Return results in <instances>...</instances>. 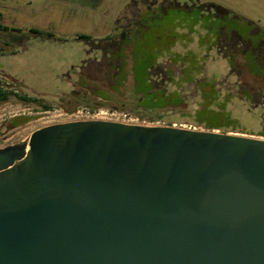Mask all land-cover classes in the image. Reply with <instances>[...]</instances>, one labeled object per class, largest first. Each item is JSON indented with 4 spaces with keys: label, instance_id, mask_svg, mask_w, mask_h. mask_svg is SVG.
<instances>
[{
    "label": "water",
    "instance_id": "obj_1",
    "mask_svg": "<svg viewBox=\"0 0 264 264\" xmlns=\"http://www.w3.org/2000/svg\"><path fill=\"white\" fill-rule=\"evenodd\" d=\"M0 264H264V139L40 127L0 148Z\"/></svg>",
    "mask_w": 264,
    "mask_h": 264
},
{
    "label": "rangeland",
    "instance_id": "obj_2",
    "mask_svg": "<svg viewBox=\"0 0 264 264\" xmlns=\"http://www.w3.org/2000/svg\"><path fill=\"white\" fill-rule=\"evenodd\" d=\"M0 22L6 27L0 29V87L32 98L0 102V148L27 141L46 125L90 119L144 125L171 121L264 139V109L253 110L234 96L240 85L264 90V78L249 73L241 54L247 47L264 54V0H0ZM30 28L52 36H34ZM122 30L145 51V61L173 74L170 79L161 71L169 79L168 90L182 95L178 105L143 112L125 101L122 91L100 99L93 85L82 88L91 102L73 101L69 94L88 49L76 36L101 39ZM88 72L104 77L97 66ZM208 85H214L216 101L200 98ZM199 113L216 116L220 129L194 126Z\"/></svg>",
    "mask_w": 264,
    "mask_h": 264
},
{
    "label": "trees",
    "instance_id": "obj_3",
    "mask_svg": "<svg viewBox=\"0 0 264 264\" xmlns=\"http://www.w3.org/2000/svg\"><path fill=\"white\" fill-rule=\"evenodd\" d=\"M4 28L6 27L0 22V29ZM29 32L34 36L47 38L52 36L51 33L37 28H30ZM76 37L85 40L88 43V49L86 59L77 67V79L69 94L73 101L86 104L91 102V98L85 95L83 89H89V86L92 85L94 86L93 91L91 90L93 94L105 101L117 96L122 91L123 99L131 102L135 108L141 109L143 112H149L154 108H162L166 105H178L183 99L178 90H168L169 79L164 80L161 76V71L165 72L162 66L144 60L147 58L145 51L134 46L128 31L122 30L111 33L101 39H93L87 34H79ZM0 49L3 50L1 47ZM241 54L244 61L243 65L249 73L252 76L264 78V54L253 47H247L241 51ZM94 66L99 69L102 68L104 77L98 78L88 75V70ZM164 75L170 79L174 77L173 74H166V72ZM157 76L160 77L156 79ZM102 81H107V85L104 86ZM208 86V92L201 94L200 98L216 101L218 98L214 85ZM234 96L245 103H250L254 106L253 110L258 107L259 110L263 111L264 109L263 88L253 86V84L251 87L240 85ZM12 98L20 102H29L32 99L25 94H17L12 90H4L0 87V102ZM42 107L49 108L46 104H42ZM197 118L194 126L220 129V126L215 123V121L217 122L216 116L199 113ZM141 119L143 120V116ZM148 119L154 121L157 118L149 117ZM172 123L170 121L167 124L171 125ZM260 135L264 136V130L260 132Z\"/></svg>",
    "mask_w": 264,
    "mask_h": 264
},
{
    "label": "flooded vegetation",
    "instance_id": "obj_4",
    "mask_svg": "<svg viewBox=\"0 0 264 264\" xmlns=\"http://www.w3.org/2000/svg\"><path fill=\"white\" fill-rule=\"evenodd\" d=\"M260 30H257L256 32H259ZM261 31H263V30H261ZM260 31V32H261ZM262 33V35L264 36V33L263 32H261ZM15 37H12V39H14ZM0 43H1V41H0ZM4 44H5V42H3ZM13 91V90H12Z\"/></svg>",
    "mask_w": 264,
    "mask_h": 264
}]
</instances>
